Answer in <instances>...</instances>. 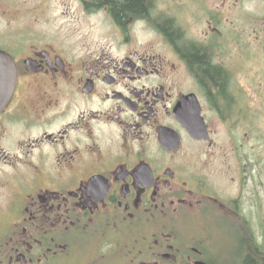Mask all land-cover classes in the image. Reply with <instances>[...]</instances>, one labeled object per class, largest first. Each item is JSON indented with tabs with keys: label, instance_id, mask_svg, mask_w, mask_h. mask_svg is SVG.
Returning <instances> with one entry per match:
<instances>
[{
	"label": "flooded vegetation",
	"instance_id": "flooded-vegetation-1",
	"mask_svg": "<svg viewBox=\"0 0 264 264\" xmlns=\"http://www.w3.org/2000/svg\"><path fill=\"white\" fill-rule=\"evenodd\" d=\"M2 1L38 15L6 9L0 29L16 71L0 112V264H264L245 191L203 172L212 122L234 121L228 61L248 0H143L119 18L120 0H62L57 30L55 0ZM190 50L226 73L225 95Z\"/></svg>",
	"mask_w": 264,
	"mask_h": 264
},
{
	"label": "rangeland",
	"instance_id": "rangeland-1",
	"mask_svg": "<svg viewBox=\"0 0 264 264\" xmlns=\"http://www.w3.org/2000/svg\"><path fill=\"white\" fill-rule=\"evenodd\" d=\"M14 1L16 5L24 2L36 4V0ZM55 1L59 9L51 15L55 22V28L52 30L70 27L68 18L59 15V11L63 9L62 0ZM6 9L10 11L4 12ZM11 9L13 8L9 2L6 4L0 0V29L6 26L3 15L13 17L16 22L28 21L29 17L31 18L29 21H32L38 15L27 14L21 10H15L12 14ZM236 18L235 47H232L235 53L234 56H229L228 61L233 71L229 73V79L236 97L234 121L227 127L229 131H226V125L221 126L212 122L218 146L211 161L204 162L203 172L209 176L212 185L218 190L230 194H235L238 188L244 190L243 197L248 200L247 207L256 212L264 225V0H248L247 7L245 3L244 10H241ZM97 32L81 29L75 32V37L94 38L98 37ZM247 46L250 52L241 54L243 51L239 50H244ZM257 236L260 240L262 235H255L258 243ZM262 242L264 243V235ZM261 245L264 252V244ZM256 260L259 261L258 256Z\"/></svg>",
	"mask_w": 264,
	"mask_h": 264
},
{
	"label": "trees",
	"instance_id": "trees-1",
	"mask_svg": "<svg viewBox=\"0 0 264 264\" xmlns=\"http://www.w3.org/2000/svg\"><path fill=\"white\" fill-rule=\"evenodd\" d=\"M112 10L116 17H124L127 14H139L144 10L143 0H120L112 6ZM190 63L198 66L202 73V80L206 84L211 85L218 91L216 94L225 95V85L227 82L226 73L218 66H211L205 55H201L198 51L190 50ZM224 92V93H222ZM243 113V112H242ZM258 138V137H257ZM252 166V164H251ZM246 264H260L252 258L245 259Z\"/></svg>",
	"mask_w": 264,
	"mask_h": 264
},
{
	"label": "water",
	"instance_id": "water-1",
	"mask_svg": "<svg viewBox=\"0 0 264 264\" xmlns=\"http://www.w3.org/2000/svg\"><path fill=\"white\" fill-rule=\"evenodd\" d=\"M14 82L15 68L12 59L0 51V111L4 109L11 97ZM191 132L194 137L199 138L196 132Z\"/></svg>",
	"mask_w": 264,
	"mask_h": 264
}]
</instances>
